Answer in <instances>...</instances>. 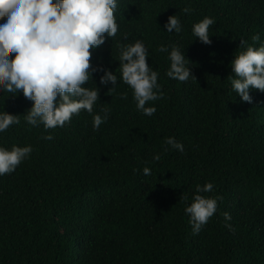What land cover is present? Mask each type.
Listing matches in <instances>:
<instances>
[{"label":"trees","instance_id":"1","mask_svg":"<svg viewBox=\"0 0 264 264\" xmlns=\"http://www.w3.org/2000/svg\"><path fill=\"white\" fill-rule=\"evenodd\" d=\"M170 15L180 33L164 31ZM114 17L116 36L90 49V64L119 77L118 45L140 40L163 97L146 116L127 85L118 79L109 90L96 72L84 85L99 88L93 114L45 130L24 120L32 102L22 93H0V111L21 115L0 132V147L33 149L0 176V264H264V92L242 102L228 78L235 55L264 43V0H119ZM204 17L215 21L211 44L192 35ZM162 45L185 53L196 80L166 76ZM168 137L184 151L165 152ZM206 183L212 191L196 193ZM195 194L222 197L197 234L184 212Z\"/></svg>","mask_w":264,"mask_h":264},{"label":"clouds","instance_id":"2","mask_svg":"<svg viewBox=\"0 0 264 264\" xmlns=\"http://www.w3.org/2000/svg\"><path fill=\"white\" fill-rule=\"evenodd\" d=\"M118 3L119 0H0V93L13 97L22 93L32 102L23 114L28 125H43L48 130L63 127L81 110L93 114L99 88L84 85L92 81L96 72L103 73L99 77L100 85H112L109 90H115L118 79L127 85L142 114L152 116L156 112L154 106L146 105L161 99L163 93L158 72L147 62L149 53L142 41L118 45L119 77L114 71L90 64V49L102 46L106 37H115L118 32L114 17ZM183 12L187 14L190 9L184 8ZM214 23L213 18L204 17L192 25V35L204 44H211L209 28ZM163 29L180 33L181 21L176 15H170ZM253 41H260V36H254ZM170 48V52L169 47L159 48L160 52L168 53L170 61L166 76L180 82L196 80L185 53L175 45ZM230 68L231 89L242 102L251 104V90L264 92V43L239 52L230 61ZM121 99H127V93ZM102 111L103 116L93 115L94 130L107 120L108 110ZM20 116L0 111V132L20 124ZM44 138L51 140L52 136ZM165 144L169 146L165 152L169 148L184 151L183 144L173 137H168ZM32 151L30 145H13L10 150L0 147V176L14 172ZM153 160H160V155H154ZM143 172L150 175L147 167ZM212 189V183H206L202 188L197 186L196 193ZM187 199V196L181 197V200ZM220 199L195 194L192 202L186 204L184 212L190 218L194 234L215 214ZM224 218L231 220L229 213H224Z\"/></svg>","mask_w":264,"mask_h":264}]
</instances>
